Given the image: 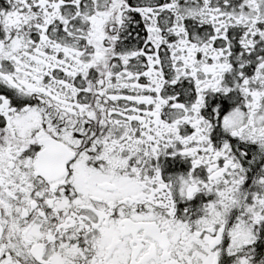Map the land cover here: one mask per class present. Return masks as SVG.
Wrapping results in <instances>:
<instances>
[{
    "label": "snow or ice",
    "instance_id": "6c2138e0",
    "mask_svg": "<svg viewBox=\"0 0 264 264\" xmlns=\"http://www.w3.org/2000/svg\"><path fill=\"white\" fill-rule=\"evenodd\" d=\"M0 264H264V0H0Z\"/></svg>",
    "mask_w": 264,
    "mask_h": 264
}]
</instances>
